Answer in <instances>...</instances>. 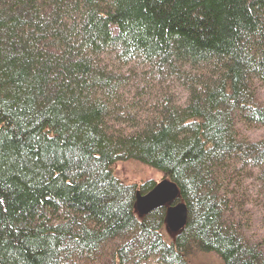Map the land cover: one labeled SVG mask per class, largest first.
Segmentation results:
<instances>
[{"label":"trees","instance_id":"16d2710c","mask_svg":"<svg viewBox=\"0 0 264 264\" xmlns=\"http://www.w3.org/2000/svg\"><path fill=\"white\" fill-rule=\"evenodd\" d=\"M129 161L177 186L178 234ZM206 255L264 264V0H0V264Z\"/></svg>","mask_w":264,"mask_h":264},{"label":"water","instance_id":"95a60500","mask_svg":"<svg viewBox=\"0 0 264 264\" xmlns=\"http://www.w3.org/2000/svg\"><path fill=\"white\" fill-rule=\"evenodd\" d=\"M177 198V186L167 179H162L148 193H136L134 209L139 217H144L157 209L165 208L166 228L175 234L184 227L186 221L185 205L174 204Z\"/></svg>","mask_w":264,"mask_h":264},{"label":"rangeland","instance_id":"374dc122","mask_svg":"<svg viewBox=\"0 0 264 264\" xmlns=\"http://www.w3.org/2000/svg\"><path fill=\"white\" fill-rule=\"evenodd\" d=\"M115 176L123 185L135 186L137 192L140 184L145 182H153L155 184L161 179L157 171L131 161L118 163L115 166ZM168 234L172 237V234ZM194 262L195 264H221L213 255L196 256Z\"/></svg>","mask_w":264,"mask_h":264}]
</instances>
